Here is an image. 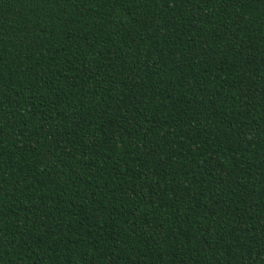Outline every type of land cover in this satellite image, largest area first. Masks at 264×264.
<instances>
[{"label": "trees", "instance_id": "1", "mask_svg": "<svg viewBox=\"0 0 264 264\" xmlns=\"http://www.w3.org/2000/svg\"><path fill=\"white\" fill-rule=\"evenodd\" d=\"M0 264H264V0H0Z\"/></svg>", "mask_w": 264, "mask_h": 264}]
</instances>
